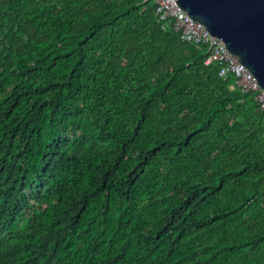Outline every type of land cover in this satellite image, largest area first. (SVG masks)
<instances>
[{
    "label": "trees",
    "instance_id": "obj_1",
    "mask_svg": "<svg viewBox=\"0 0 264 264\" xmlns=\"http://www.w3.org/2000/svg\"><path fill=\"white\" fill-rule=\"evenodd\" d=\"M151 0H0V264H264V110Z\"/></svg>",
    "mask_w": 264,
    "mask_h": 264
},
{
    "label": "water",
    "instance_id": "obj_2",
    "mask_svg": "<svg viewBox=\"0 0 264 264\" xmlns=\"http://www.w3.org/2000/svg\"><path fill=\"white\" fill-rule=\"evenodd\" d=\"M237 54L264 87V0H175Z\"/></svg>",
    "mask_w": 264,
    "mask_h": 264
},
{
    "label": "built area",
    "instance_id": "obj_3",
    "mask_svg": "<svg viewBox=\"0 0 264 264\" xmlns=\"http://www.w3.org/2000/svg\"><path fill=\"white\" fill-rule=\"evenodd\" d=\"M155 4L157 20L164 28H172L183 41L191 42L206 50L205 64H219L218 76L225 79L232 75L235 85L242 93H251L258 107L264 110V87L251 71L240 62V58L231 52L225 44L211 36L206 26L191 18L175 0H151Z\"/></svg>",
    "mask_w": 264,
    "mask_h": 264
},
{
    "label": "bare ground",
    "instance_id": "obj_4",
    "mask_svg": "<svg viewBox=\"0 0 264 264\" xmlns=\"http://www.w3.org/2000/svg\"><path fill=\"white\" fill-rule=\"evenodd\" d=\"M226 46V45H225ZM237 55V54H236ZM263 87V86H262Z\"/></svg>",
    "mask_w": 264,
    "mask_h": 264
}]
</instances>
